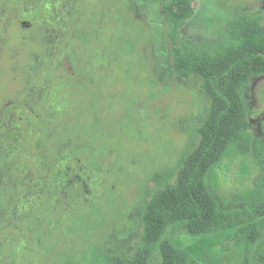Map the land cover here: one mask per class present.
Here are the masks:
<instances>
[{
    "label": "rangeland",
    "instance_id": "rangeland-1",
    "mask_svg": "<svg viewBox=\"0 0 264 264\" xmlns=\"http://www.w3.org/2000/svg\"><path fill=\"white\" fill-rule=\"evenodd\" d=\"M20 1L18 8L12 1L0 3V120L8 105L23 99L26 66L35 51L43 50L38 34L32 37L37 25L22 22L27 20L23 14L31 17V8ZM84 2L83 31L91 40L61 43L52 58L63 73L74 68L70 50L77 57L83 51L95 65L86 82L49 80L50 102L58 114L50 120L45 144L51 164L68 149L57 145L72 135L68 144L86 163L96 162L99 174L94 176L101 183L97 189L93 184L89 195L77 189L68 198L47 197L41 220H16L8 232L0 230V264H106L107 254L131 250L138 245L140 216L152 190L174 178L183 155L199 139L206 98L196 78L176 72L159 5L154 0ZM244 11L260 13L264 22V0H193L180 37L217 43L228 22ZM245 94L253 131L260 135L264 76L253 79ZM263 175L261 159L230 148L210 170L208 185L221 205L238 208L260 198L257 179ZM225 236L183 231L176 242L196 255L210 254L217 264H242L245 245L227 242Z\"/></svg>",
    "mask_w": 264,
    "mask_h": 264
},
{
    "label": "trees",
    "instance_id": "trees-1",
    "mask_svg": "<svg viewBox=\"0 0 264 264\" xmlns=\"http://www.w3.org/2000/svg\"><path fill=\"white\" fill-rule=\"evenodd\" d=\"M10 1L16 8L21 4L20 0L0 3L12 5ZM84 1L24 0V8H31V17L23 14L22 18L37 25L32 37L38 34L43 50L35 51L26 66L23 99L8 105L0 120L2 232H8L16 220H41L47 197L63 199L65 194L68 198L77 189L89 195L93 184L97 189L101 183L94 176L99 174L96 162L86 163L82 153L77 155V148L69 145L72 135L57 145L64 150L68 145V149L51 164V150L45 144L50 120H56L58 114L50 102L49 80L86 82L91 79L89 68L95 65L83 51L79 58L70 50L74 68L63 73L52 58L61 43L79 39L87 44L91 40L90 32L83 31L87 14ZM154 1L168 24L173 66L181 77L199 81L206 107L197 127V143L183 155L174 178L158 184L143 208L138 245L107 254L106 264H217L210 254L196 255L178 244L176 237L183 231L192 235L226 232L227 242L245 245L242 264H264V175L257 179L260 198L238 208L221 205L208 185L210 170L230 148L254 155L264 164V126L256 135L245 94L253 79L264 76L263 16L244 11L228 22L225 36L217 43L197 44L180 37L182 25L193 13V0ZM18 175L21 180L16 183Z\"/></svg>",
    "mask_w": 264,
    "mask_h": 264
},
{
    "label": "flooded vegetation",
    "instance_id": "flooded-vegetation-1",
    "mask_svg": "<svg viewBox=\"0 0 264 264\" xmlns=\"http://www.w3.org/2000/svg\"><path fill=\"white\" fill-rule=\"evenodd\" d=\"M26 21H28V20H25V22H26ZM22 22L25 23L24 21H22ZM22 22H21V24H22ZM28 22H29V25H30V21H28Z\"/></svg>",
    "mask_w": 264,
    "mask_h": 264
},
{
    "label": "water",
    "instance_id": "water-1",
    "mask_svg": "<svg viewBox=\"0 0 264 264\" xmlns=\"http://www.w3.org/2000/svg\"><path fill=\"white\" fill-rule=\"evenodd\" d=\"M25 23L29 24V22H28V21H26Z\"/></svg>",
    "mask_w": 264,
    "mask_h": 264
}]
</instances>
